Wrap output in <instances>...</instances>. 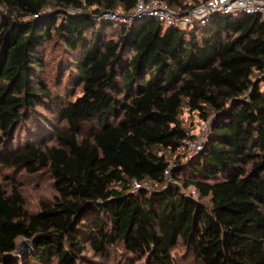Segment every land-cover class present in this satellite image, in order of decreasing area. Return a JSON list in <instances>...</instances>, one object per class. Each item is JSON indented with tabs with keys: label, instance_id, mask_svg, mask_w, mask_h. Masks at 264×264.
I'll return each instance as SVG.
<instances>
[{
	"label": "trees",
	"instance_id": "16d2710c",
	"mask_svg": "<svg viewBox=\"0 0 264 264\" xmlns=\"http://www.w3.org/2000/svg\"><path fill=\"white\" fill-rule=\"evenodd\" d=\"M161 1L183 11L201 0ZM135 2L0 0V163L46 169L57 190L29 212L0 182L1 262L81 264L87 245L175 264L180 242L199 264H264V19L104 15ZM50 45L74 98L47 83ZM183 109L209 121L188 159ZM20 237L31 249L13 256Z\"/></svg>",
	"mask_w": 264,
	"mask_h": 264
},
{
	"label": "rangeland",
	"instance_id": "374dc122",
	"mask_svg": "<svg viewBox=\"0 0 264 264\" xmlns=\"http://www.w3.org/2000/svg\"><path fill=\"white\" fill-rule=\"evenodd\" d=\"M49 8L51 7H48L47 9ZM59 48L60 46L50 45L47 50V83L54 93L59 94L60 99L74 98V95L79 93V87L69 84L66 81V75L63 76L61 81L56 78L55 64L59 53ZM65 87H67V91L75 88L74 95L71 96L69 92L65 91ZM38 110L41 114H44L43 116H47L50 119H52L54 116L52 113L46 111L42 105H38ZM179 117L182 124L190 134V137H188L187 140L196 138L200 134V125L205 120L201 118L196 112H189L186 109L181 111ZM185 151H187L186 146ZM165 153L166 158L170 163L175 162V152L173 153L171 151H166ZM167 180L169 181L170 178ZM0 182L5 188L9 189L13 187L20 192L24 201V207L29 212L37 211L40 208V204L42 202L53 201L57 194L52 175L46 169L37 172H31L25 170L24 168L7 167L6 165L0 163ZM145 184L148 187L157 188V185L151 182H145ZM177 184L181 186L180 182ZM201 201L209 206L208 199L204 198ZM22 240L25 239L21 237L18 238L17 243L19 244ZM120 248L121 247H119V249ZM119 249L116 247L111 248L109 250V254L106 253L104 255H97L93 254L86 245L82 252L80 262L81 264H145L144 259H137L135 257L128 256L125 252ZM172 255L175 259V264H199V261L196 260L189 250L180 242L172 250ZM0 264L6 263L0 261Z\"/></svg>",
	"mask_w": 264,
	"mask_h": 264
},
{
	"label": "built area",
	"instance_id": "2783aa9c",
	"mask_svg": "<svg viewBox=\"0 0 264 264\" xmlns=\"http://www.w3.org/2000/svg\"><path fill=\"white\" fill-rule=\"evenodd\" d=\"M236 11L257 13L264 19V0H201L197 5L183 11H176L161 0H136L135 6L129 13L106 12L104 15L123 22L143 16H153L166 24L186 27L195 22H202L217 12ZM208 130L209 121L205 120L200 125V134L196 138L185 140L187 159L200 150ZM139 185V182L134 181L133 189L138 188ZM189 192L194 194V189L189 188Z\"/></svg>",
	"mask_w": 264,
	"mask_h": 264
},
{
	"label": "water",
	"instance_id": "95a60500",
	"mask_svg": "<svg viewBox=\"0 0 264 264\" xmlns=\"http://www.w3.org/2000/svg\"><path fill=\"white\" fill-rule=\"evenodd\" d=\"M28 241L22 240L19 244H18V248L16 250V252L13 253V256H21L23 255L26 251L31 249L30 244L27 243Z\"/></svg>",
	"mask_w": 264,
	"mask_h": 264
}]
</instances>
